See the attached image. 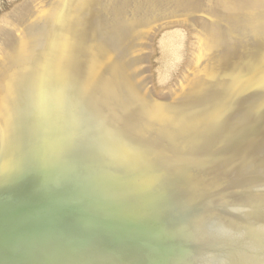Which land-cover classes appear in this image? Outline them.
Returning <instances> with one entry per match:
<instances>
[{
	"label": "bare ground",
	"instance_id": "bare-ground-1",
	"mask_svg": "<svg viewBox=\"0 0 264 264\" xmlns=\"http://www.w3.org/2000/svg\"><path fill=\"white\" fill-rule=\"evenodd\" d=\"M8 14L0 264H264V0Z\"/></svg>",
	"mask_w": 264,
	"mask_h": 264
},
{
	"label": "rangeland",
	"instance_id": "rangeland-1",
	"mask_svg": "<svg viewBox=\"0 0 264 264\" xmlns=\"http://www.w3.org/2000/svg\"><path fill=\"white\" fill-rule=\"evenodd\" d=\"M20 1H21V4L22 5H24L25 4V2L27 1V0H25V1H23V0H0V24H2L3 23V21H4V19H6L8 16H10V14H8V13H12V12H14L15 11V9L20 5L21 6V4H20ZM19 2V3H18ZM24 3V4H23ZM17 5V6H16ZM14 6H15V8H14ZM14 8V9H13ZM12 10V11H11ZM14 10V11H13ZM6 13V14H5ZM2 16H5V18L4 17H2ZM1 20H3V21H1Z\"/></svg>",
	"mask_w": 264,
	"mask_h": 264
}]
</instances>
